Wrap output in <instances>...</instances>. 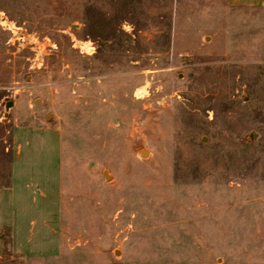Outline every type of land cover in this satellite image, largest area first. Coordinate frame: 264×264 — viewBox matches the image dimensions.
Listing matches in <instances>:
<instances>
[{
    "label": "rangeland",
    "instance_id": "374dc122",
    "mask_svg": "<svg viewBox=\"0 0 264 264\" xmlns=\"http://www.w3.org/2000/svg\"><path fill=\"white\" fill-rule=\"evenodd\" d=\"M22 124L60 131L63 246L0 264L264 261V9L0 0V190Z\"/></svg>",
    "mask_w": 264,
    "mask_h": 264
},
{
    "label": "crops",
    "instance_id": "0c3cea01",
    "mask_svg": "<svg viewBox=\"0 0 264 264\" xmlns=\"http://www.w3.org/2000/svg\"><path fill=\"white\" fill-rule=\"evenodd\" d=\"M231 8L264 9V0H225ZM51 132L60 131L44 126L18 125L15 127V155L12 162L11 184L0 190V253L11 244L14 252L27 256L58 255L62 239V160L53 166L51 181L44 176L41 159L33 154V142L39 143ZM41 139V140H40ZM27 146V148H26ZM26 148V149H25ZM128 264H264V261L230 262L226 259L203 258L195 261L167 263L132 262Z\"/></svg>",
    "mask_w": 264,
    "mask_h": 264
},
{
    "label": "water",
    "instance_id": "95a60500",
    "mask_svg": "<svg viewBox=\"0 0 264 264\" xmlns=\"http://www.w3.org/2000/svg\"><path fill=\"white\" fill-rule=\"evenodd\" d=\"M36 103H38V101H36ZM13 107H14V101H12V100L11 101H8L5 104V107H4V115H5V117H8L9 116L10 111L13 109ZM257 136H258L257 133L252 132V133H250L248 135L247 139L250 140V141H253L254 139L257 138ZM136 151H138L142 155V157H147L150 154V150L147 149V148L142 147L141 145H139V146L136 147ZM104 173H105V179L108 180L110 176L108 175L107 169H105V172Z\"/></svg>",
    "mask_w": 264,
    "mask_h": 264
},
{
    "label": "built area",
    "instance_id": "2783aa9c",
    "mask_svg": "<svg viewBox=\"0 0 264 264\" xmlns=\"http://www.w3.org/2000/svg\"><path fill=\"white\" fill-rule=\"evenodd\" d=\"M2 26L4 28H7V27H5V24H3V23H2ZM8 29L11 30V32L13 33V35L15 37H17L19 35L18 36L19 39H21V40L25 39L26 34H25V32H23V30L21 28H16L15 26H11V24H9Z\"/></svg>",
    "mask_w": 264,
    "mask_h": 264
}]
</instances>
